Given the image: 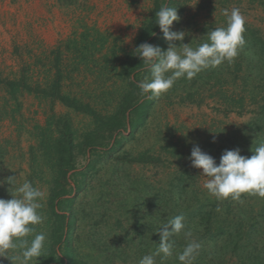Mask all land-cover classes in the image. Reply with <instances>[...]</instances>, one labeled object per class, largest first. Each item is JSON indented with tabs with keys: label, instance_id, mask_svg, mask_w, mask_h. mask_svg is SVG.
Wrapping results in <instances>:
<instances>
[{
	"label": "rangeland",
	"instance_id": "374dc122",
	"mask_svg": "<svg viewBox=\"0 0 264 264\" xmlns=\"http://www.w3.org/2000/svg\"><path fill=\"white\" fill-rule=\"evenodd\" d=\"M154 3V0H0V114L6 110L0 120V147L4 149V158L0 160V199H11L25 180L45 191L47 197L43 183L51 179L50 171L42 165L38 151L34 149L36 154H30L37 127L48 124L55 127L57 120L62 119L56 129L69 123L78 139L96 129L92 114L73 111L49 96L55 81L63 95L88 104L99 120L117 111L128 88L127 79L120 76L122 65L137 57V40ZM170 7H176L180 17L171 30L185 32L184 40L175 42L177 47L183 43L195 49L206 42L208 32L227 26L224 11L230 14L233 8H238L245 17L246 44L251 37L264 44V0H174ZM158 33H162L160 28L144 43L161 45L166 51L168 43L163 33L156 37ZM261 42L255 49L264 56ZM246 47L238 57H248L249 46ZM229 65L224 62L204 70L192 80H176L150 107L144 127L133 136L123 132L125 139L119 146L109 149L114 143L110 141L102 148H86L84 154L74 151L77 155L74 171L82 177L73 179L80 181V187L68 196L73 216L69 220L74 221L67 236L74 243L78 257L90 264H139L140 259L149 255L138 252L140 238L147 252H155L158 247L153 249L152 226L160 229L178 211L189 210L194 211L193 216L183 215L185 223L202 245L196 258L213 264H239L238 250H230L231 239L225 241L229 249L222 251V246L215 244L220 243L219 237L211 242L195 236V231L199 232L203 226V223L199 225L200 216L211 207L198 200L202 194L210 196L203 187L207 178L201 176L202 170L194 168L190 160L194 145L213 157L209 148L215 150L216 143L214 147H205L206 143L216 141L223 131L246 129L254 124L256 113L247 91L243 92L247 100L242 112L227 111L224 100L217 96L220 88L227 94H243L240 92L243 81L232 82L227 71ZM219 71H223V76L218 79ZM134 74L142 81L151 77L146 65ZM10 80H23L36 93L25 90L15 98L5 96L2 89ZM248 133L258 132L249 129ZM168 140L179 143L175 153L161 150ZM261 141L264 143V136ZM104 151L109 155H102ZM140 153L149 160L134 161ZM10 177L15 179L8 181ZM177 177L184 178L183 188L173 186L178 183ZM242 197L245 203L242 209L248 211V217L237 215V222L233 215L239 212H232L228 221L235 225L224 230L235 232L240 244H251L264 257L261 207L264 198L248 194ZM43 204L39 211L46 218V199ZM49 224L46 218L32 234L34 238L35 234L45 233L42 253L48 245ZM174 240L177 252L182 251L186 244L184 237ZM18 254L19 250H9L0 257V264H19L14 258ZM177 256L169 264H181ZM37 263L36 258L29 262Z\"/></svg>",
	"mask_w": 264,
	"mask_h": 264
},
{
	"label": "trees",
	"instance_id": "16d2710c",
	"mask_svg": "<svg viewBox=\"0 0 264 264\" xmlns=\"http://www.w3.org/2000/svg\"><path fill=\"white\" fill-rule=\"evenodd\" d=\"M154 2L155 6L152 9L151 16L145 23L143 29H141L140 36L138 37L137 48L140 44L152 39V36L158 31L159 26L156 25L155 13L163 6L170 7L174 0H154ZM249 34L250 36H253L252 32ZM161 35L162 33H158L156 37ZM254 38L256 39V37H253V39L251 37L250 43L246 44V46H249L248 57L246 58L244 55L243 57L236 58L234 62L229 65L230 67H227V71L228 75L232 77V82L237 79L243 81L240 92H248L250 98L249 101L254 107V114L256 113L254 117L255 121L253 125L248 128L246 127V129L240 128L241 130L234 129L229 132L223 131L218 134L215 142L210 141L206 143L205 147H214L216 143L215 150L212 148H209V150L210 152H213V158L216 160L217 164H219L220 157L225 150H234L238 148L241 151V155L251 157V155L254 154L253 151L255 148L262 144L261 139L264 136V56L261 55V52H259L260 50L255 49V46L260 43L261 40H255ZM105 42L106 39H103V43ZM150 44L153 45V43ZM262 46L264 47L263 43ZM159 47H161V45ZM138 54L139 53L137 52V55ZM105 57L107 58V55ZM143 66L145 65L138 56L132 60H128L122 65L120 76L127 79L128 88H126V92L122 95L117 111L113 113V115L107 116L104 120H99L94 114L95 110L90 109L88 104H83L74 98H70L68 95H63L58 88L57 81L51 86L49 92L50 97L58 100L65 107L72 109L73 111L84 114L89 112L92 114L93 124H95L94 126L96 129L83 134L82 137L78 139L69 123H64L62 127L56 129L57 123L62 119L57 120L55 127L49 126L48 124L45 127L36 128L37 135L34 137V147L31 149L30 154L31 156H34L36 154L34 153V149L38 151L37 153L40 154L39 156L42 159V165L50 171L51 177V179L47 181V184L43 183V179L40 180L45 189H47V208L45 215L46 218L49 219L50 224L47 227L48 245L44 253H42V256L37 259V264H90L87 260L78 257V252L74 243L70 237L67 236L68 228H70L72 225L71 223L74 221V219H72L70 222L71 217L73 216L70 214L72 203L71 198L68 196L80 187V181L77 179L73 181V179L78 175L82 177L81 173H76V171H74L75 159L77 156L74 151L77 150L78 153L84 154L86 148L90 149L94 146L102 148L107 146L110 141H113L114 143H112L113 146L111 145L109 149H113L114 147L119 146V144L125 139L123 132L128 131L129 135L133 136L140 127H144L149 109L158 98H149L148 96H142L140 94L138 85L142 80H139L140 76L134 73ZM148 73L149 72H146L145 74L147 75ZM217 73L218 79L223 76V71ZM133 74L135 75V78L131 81L130 77ZM218 84L221 85L220 80ZM25 90L27 93H36V91L29 88L23 80L6 81L4 89H2L5 96H11L13 98H15L16 94L22 93ZM217 96L219 99L224 100V105H226L227 111L237 110L242 112V110H244L247 100L244 93L235 96L227 94L222 88H220L217 91ZM140 100H142L141 103ZM7 106L8 104L4 105L3 108H7ZM88 109L90 111H87ZM5 111L6 110L4 109L1 112L0 120L2 119V115L5 114ZM254 125H257V128H253ZM249 129L258 133L249 134ZM178 144L177 141L173 142L168 140L162 145L161 150H163V152L170 151L171 153H175V150L179 147ZM102 155H109V153L104 151ZM142 155L143 153H140L139 157L134 158V161L139 163L147 162L149 160L144 159ZM3 158L4 149L0 147V160ZM175 181L178 182L173 184L175 187L179 186L180 188H183L182 185H186L184 178L177 177ZM1 194L2 187H0V198H2ZM198 200L202 203L205 201V203L210 205L211 208L210 210H205L204 214L200 216L199 225H202L203 223V226L199 232L195 231V233H197L195 235L196 238H200L201 236L202 238L205 237L207 240L214 242L213 239L219 237L218 240L220 243L215 244L222 246V251H224V248L226 250L229 249V246L225 245V241L231 239L232 245L230 250H238L239 254L236 257L239 264H264V257L259 253L260 250L251 246V244H240V240L237 239V234H235V232L228 233L224 230V228H232L235 225L233 221H228V216L232 212H239L238 214L233 215L234 221L237 222V215L239 217H242V215L247 216L246 212L248 211L242 209V206L245 204L243 202V197H241V201H233L230 198L227 200H217L211 195L202 194ZM259 202L261 203L263 201L260 199ZM164 204L166 209L167 202L165 201ZM261 207L264 209V204L261 205ZM217 208L220 210L217 211ZM205 209H207V206H205ZM60 210L64 212L59 213ZM155 211L157 210L155 209ZM188 211L189 210L184 212L178 211L177 215L193 216L194 211ZM66 213L68 215H66ZM167 214L169 215V211H167ZM158 230L159 227L152 226L151 231H153L154 235L150 237L151 241L154 243L153 249L159 247L160 235ZM32 238L33 236L31 235L27 239L30 242ZM174 239H176V237H174ZM140 240L141 241H138V245H140L138 252L142 255L145 253L151 254V252H147L145 246L142 245L143 239L140 238ZM177 251L178 250L174 249V254L166 260H163L165 261V264H169V261H171V259L174 260L177 253L179 254L181 252ZM156 261L162 262L160 257H156ZM194 264L213 263H208L205 260L196 258Z\"/></svg>",
	"mask_w": 264,
	"mask_h": 264
},
{
	"label": "clouds",
	"instance_id": "9594fccd",
	"mask_svg": "<svg viewBox=\"0 0 264 264\" xmlns=\"http://www.w3.org/2000/svg\"><path fill=\"white\" fill-rule=\"evenodd\" d=\"M224 15L227 26L208 32L206 42L195 49L183 43L177 47L175 42H182L185 38V32L171 30L174 22H180L178 10L176 7H161L155 13V21L168 48L164 51L159 46L142 43L136 49L139 53L137 56L151 72L150 80L145 78L139 83L140 94L158 98L180 78L192 80L204 70L216 68L224 62H234L246 45V20L238 8H233L230 14L225 10ZM253 153L251 157H245L238 148L225 150L217 165L212 156L202 151L199 145H194L190 160L194 168L202 170L201 176L207 178L203 187L211 196L217 200L230 198L241 201L244 194L264 198V143L256 147ZM14 179L10 177L8 181ZM15 192L16 195H11L9 200L0 199V257H4L3 254L9 250H19L14 258L19 264H29L34 258L42 256L45 246V233L35 234L31 242L27 237L46 219L39 211L44 206L46 192L27 180ZM158 233L159 247L140 259L139 264H156V257L162 261L171 257L175 249L173 237L179 236L184 237L186 244L177 259L181 264H194L202 245L194 238L183 215L170 219Z\"/></svg>",
	"mask_w": 264,
	"mask_h": 264
}]
</instances>
